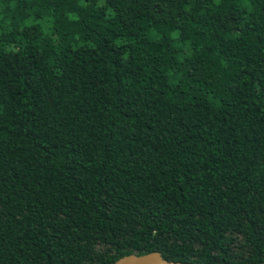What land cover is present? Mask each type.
Segmentation results:
<instances>
[{"label": "trees", "instance_id": "1", "mask_svg": "<svg viewBox=\"0 0 264 264\" xmlns=\"http://www.w3.org/2000/svg\"><path fill=\"white\" fill-rule=\"evenodd\" d=\"M264 264V0H0V264Z\"/></svg>", "mask_w": 264, "mask_h": 264}, {"label": "water", "instance_id": "2", "mask_svg": "<svg viewBox=\"0 0 264 264\" xmlns=\"http://www.w3.org/2000/svg\"><path fill=\"white\" fill-rule=\"evenodd\" d=\"M114 264H189L165 260L160 253L154 252L142 256L129 255L120 258Z\"/></svg>", "mask_w": 264, "mask_h": 264}]
</instances>
